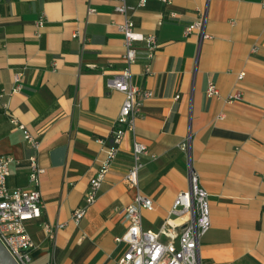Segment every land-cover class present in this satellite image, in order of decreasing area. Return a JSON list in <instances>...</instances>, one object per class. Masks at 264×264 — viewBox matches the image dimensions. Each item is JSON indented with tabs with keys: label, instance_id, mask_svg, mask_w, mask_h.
I'll use <instances>...</instances> for the list:
<instances>
[{
	"label": "crops",
	"instance_id": "1",
	"mask_svg": "<svg viewBox=\"0 0 264 264\" xmlns=\"http://www.w3.org/2000/svg\"><path fill=\"white\" fill-rule=\"evenodd\" d=\"M130 17L154 35L147 61L138 44L131 83L152 96L135 120V140L146 146L138 191L153 202L141 211L143 231L157 233L173 219L188 173L208 196L210 227L199 242L200 264H264V9L260 0H150ZM111 0H0V154L9 156L7 186L29 189V160L44 170L43 208L26 224L29 264H113L126 250L127 230L115 210L134 203L125 181L133 163L126 132L97 199L75 225L90 180L114 145L112 129L124 101L108 81L125 67L123 17ZM88 10H92L88 14ZM205 16L209 39L184 29ZM45 22L40 36L35 23ZM256 47V51H252ZM22 75L13 92L14 74ZM243 77L238 80V75ZM213 83L220 98L205 95ZM235 91L240 101L227 103ZM39 140L37 149L13 123ZM101 141V143H98ZM62 225L53 239L43 225ZM162 242L167 239L161 238Z\"/></svg>",
	"mask_w": 264,
	"mask_h": 264
},
{
	"label": "built area",
	"instance_id": "2",
	"mask_svg": "<svg viewBox=\"0 0 264 264\" xmlns=\"http://www.w3.org/2000/svg\"><path fill=\"white\" fill-rule=\"evenodd\" d=\"M116 2L114 12L123 17V22L117 25L118 32L123 36L125 51L123 61L125 67L108 81V87L124 94V101L119 116L112 129L114 145L104 151V159L96 175L90 180L84 196V204L71 213L72 222L77 225L83 218L88 207L97 199L102 182L109 172L118 146L126 132L133 135L132 159L133 163L125 175V181L130 188H135L137 193L134 203L127 207L117 208L115 212L121 220L127 224L126 233L116 239V242L126 244L124 253L113 261V264H200L199 242L210 227L209 205L207 193L198 185L197 175L190 169L188 173L189 190L179 193L171 207L170 215L173 219L165 220L157 233L143 231L141 227V211H152L153 202L138 191V171L142 168L141 158L148 155L145 145L137 142L134 137L135 120L140 113L141 104L149 99L152 93L148 90L140 91L131 83V66L135 63L138 55V44L144 49V57L147 61L145 74H150V61L157 49L154 35H143L138 32L130 17L135 7L129 5V0H111ZM136 7H144L150 0H133ZM168 5L171 0H155ZM260 7L264 9V0H260ZM93 12L88 10V14ZM44 18L41 17L36 23L34 35L40 36V30L44 26ZM205 16L200 17L191 25L187 26L183 35L189 37L197 33L200 44L209 36L204 31ZM252 51H256L253 47ZM243 74L238 75V80ZM15 84L13 92L21 89L22 75L14 74ZM208 98H220L217 87L209 82L205 89ZM242 98L239 91H235L225 98L227 103L240 101ZM12 123L23 133L27 144L37 149L39 140L22 125L12 120ZM101 143V141H98ZM13 159L0 154V242L17 264L30 263V250L33 247L32 240L27 232L26 224L38 219L43 208V201L39 193L40 178L44 170L39 167L36 160H29L28 181L29 189H9L7 178L9 166ZM62 225H43V230L51 239L57 229ZM167 239L162 242L161 238Z\"/></svg>",
	"mask_w": 264,
	"mask_h": 264
},
{
	"label": "water",
	"instance_id": "3",
	"mask_svg": "<svg viewBox=\"0 0 264 264\" xmlns=\"http://www.w3.org/2000/svg\"><path fill=\"white\" fill-rule=\"evenodd\" d=\"M0 264H17L0 242Z\"/></svg>",
	"mask_w": 264,
	"mask_h": 264
}]
</instances>
